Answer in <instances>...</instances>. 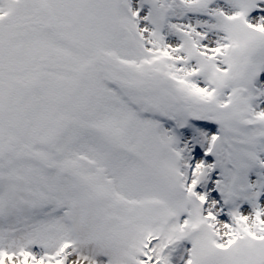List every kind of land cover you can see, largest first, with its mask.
<instances>
[{
	"label": "snow or ice",
	"instance_id": "snow-or-ice-1",
	"mask_svg": "<svg viewBox=\"0 0 264 264\" xmlns=\"http://www.w3.org/2000/svg\"><path fill=\"white\" fill-rule=\"evenodd\" d=\"M0 264H264V0H0Z\"/></svg>",
	"mask_w": 264,
	"mask_h": 264
}]
</instances>
